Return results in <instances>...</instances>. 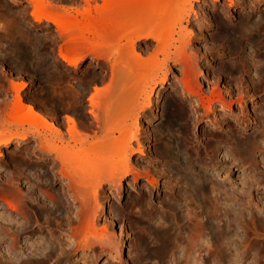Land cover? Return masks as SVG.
<instances>
[{"label":"rangeland","instance_id":"1","mask_svg":"<svg viewBox=\"0 0 264 264\" xmlns=\"http://www.w3.org/2000/svg\"><path fill=\"white\" fill-rule=\"evenodd\" d=\"M44 2L70 10L67 15L76 16L78 20L80 17L75 13V9L81 10L84 6L83 0H76L75 3L70 0H44ZM154 2L164 11L165 17L160 21V25L162 23L163 31L166 29L163 33L166 39L163 38L158 44L152 39H137L134 43L135 51L146 56L148 51L152 52L153 49L163 45L166 48L165 56L168 57L164 68L158 71L155 85L150 89V105L141 111L139 104L142 100L132 97L122 101L126 102L118 109L120 110L118 115L121 117L116 118L122 123H119L120 120L115 122L118 121L117 126L122 127L119 128L120 132L114 131V135L116 137L122 133H124L122 137L126 134L134 135L130 138L128 150L130 154L127 160L124 158L123 147L108 144L111 149L105 148V151H110L106 152L108 154L104 151L105 154L102 153L101 159L97 157L98 153L97 156L89 153L94 160L90 163L93 169L86 167V169L90 168L89 171L84 168L87 172L83 169L84 173H81L78 170L81 167L79 161L82 160L81 155L83 157L85 155L77 149L79 144H72L73 147L66 149L68 151L65 150L63 153L64 159L71 164H65L64 160L61 168L59 162L55 160V153H47L40 149L42 137L48 136L46 130H39L42 136L35 137L33 131L36 129L28 130V127H23L16 130L12 128L10 120L6 122L0 120V133H5L2 138L11 137L9 143H0V236L3 230L6 232L10 228L7 231L9 236L7 235L5 241L2 240L0 243V264H5L8 260L6 257L8 256L6 248L10 247L7 245L10 241L8 238L15 237L18 244L28 236L32 237L31 240L38 236H46L55 243L54 238L58 234L55 229L60 221L64 224L66 246L68 249L72 247L61 264H264V0H154ZM97 3L100 5L102 2L91 0L90 9H93ZM190 5L193 13L189 15L188 20H177L176 15L181 16ZM117 8L111 13V15L116 14V17L111 18L115 23L120 22L121 18H119L120 14L117 15L120 12ZM31 11L32 7L27 0H0L1 114L7 107L6 104L13 100L15 89L21 83H25V87L20 90V96L25 104H32L31 106L45 116L47 121L61 128L60 130H63L65 134L67 126L64 116L68 114L74 117L78 130L90 136H93L96 131L99 135L100 124L86 114L87 98L92 92V87L103 86L95 79L107 76L103 82L105 83L110 76L111 65L117 66L119 73L126 69L128 75L132 74L131 78L126 76L125 84L122 85L127 90L134 76L146 75L152 70L141 67L140 69L131 63L124 66L125 64L121 62L122 54L119 55V51L116 50L128 44L127 39L120 38L115 31L113 33L114 29H107L108 31L96 34L93 28H90V33L88 32L85 36L94 43V49L99 50L79 53L84 60L79 64L78 69L74 70L58 58V52L66 45L65 39H60L58 36L59 29L47 20L36 22L30 15ZM91 11L94 12V9ZM123 19L126 20L122 21ZM128 20L130 19L123 16L121 23ZM112 22H110L111 26L114 25ZM125 24L130 29L136 25L135 22L129 21L123 24V28H128ZM179 48L182 50V58H185L184 64L180 62V56H175ZM76 55H74L75 58H77ZM119 67L122 68L121 71ZM162 74H166L165 80L160 83L161 77L164 76ZM52 75L54 80L51 78ZM183 82L188 83L196 93L190 94L191 92L184 88ZM52 85L58 92L55 95L58 96L64 94L63 92L68 94L71 87L75 92L83 86L85 89L79 90L84 89L83 103L80 104L82 108L72 112L75 110L73 104L70 107L71 110L64 109L65 111L56 106V103L49 98L48 90ZM219 95L223 101L221 103L216 99ZM201 97L205 104L208 99L212 101L210 104L212 111L208 116L201 117L203 113L199 104ZM133 99H135L134 102ZM197 104L198 108L195 109ZM136 113H138L137 116ZM126 121L131 127L127 124L128 127L124 126ZM115 122L114 125H116ZM15 133H22L24 137H17ZM165 141L179 143L176 156L178 158L175 162L178 166L180 165L179 167H174L168 156L163 154L161 145ZM259 145L261 148H257ZM120 156L121 158H118ZM119 159H122L121 162L125 161L130 169L125 173L116 174L120 167L126 166L123 162L121 164ZM95 165L99 169L103 165L100 170L104 168V173L92 175L96 169ZM70 168L75 169L72 179L65 178L66 184L59 180L55 182L58 170L65 171ZM185 168L192 169L190 172L195 180L199 175L205 174L210 182L211 193H209V208L206 213L202 206L201 195L193 189L192 196L186 191L182 170ZM114 170L115 173H113ZM110 174L116 178L105 182L104 179ZM74 179L78 182V193H75V199L79 204L75 205L76 200L72 203L68 202V206L60 215L56 212L57 198H59L57 191L61 188L66 190L68 183ZM86 182L93 187L102 184L97 201L85 199L87 204L83 203L85 197L81 198L84 196L82 191ZM88 186L90 185H86L87 188ZM11 192H19L18 194L23 197L19 200L22 203L20 202L18 210L4 203V195ZM29 195L33 196L34 200ZM193 196L194 198H191ZM42 203H46L42 207L46 208L44 209L49 215L51 214V222H48L45 217ZM22 212H24L23 215ZM203 213L209 219L214 215L218 217L212 218L217 224L211 226L209 230L200 227L205 220ZM146 217L152 218L151 221H154L156 225L159 223L158 226L168 224L175 228L178 247L174 255L171 252L162 259L154 252L155 248L161 244V240L149 230ZM233 217L235 220L241 219V221L238 220L240 226H231L228 235H224L227 229L224 226L228 218ZM205 230L208 231L205 232ZM143 239L146 240V244L139 246V242ZM105 240L110 241L111 244H99ZM80 241H83V245ZM91 241L94 243L91 244ZM108 247L113 248L108 249ZM4 251L6 253H3ZM54 260L55 257L47 256L43 261L39 260L34 264H56Z\"/></svg>","mask_w":264,"mask_h":264},{"label":"bare ground","instance_id":"2","mask_svg":"<svg viewBox=\"0 0 264 264\" xmlns=\"http://www.w3.org/2000/svg\"><path fill=\"white\" fill-rule=\"evenodd\" d=\"M29 2V4L31 5L32 7V11L30 13L31 17L33 18V20H35L36 22H41L42 20H47L49 22H51L54 26H56L59 30H58V36L60 37V39H65L66 41V45H64L65 47L60 49V51L58 52V58L64 62L68 67H71L72 69L76 70L78 69L79 67V64L82 62V60H84L83 56H79L81 52H87V51H90V52H93V51H96L97 49L94 45V43L90 42V40L88 39V37L85 36V34H88V32L90 33L91 29L90 28H93L95 29V33L98 34V33H102L105 32V31H108V30H113V33L115 31V33L121 38L123 39H127L128 41V44H124L122 46V48H120V50H116V51H119V55L120 53L122 54V64L124 63L126 65H128L129 63L135 65V67H141V68H147L149 70H152L149 74H146V75H136L134 76L135 78H132V81H131V86L130 88H128L127 90L124 89V87L122 86L123 84H125V81H126V76L127 77H130L131 78V75L129 74L128 75V72L127 70H123L121 73L118 72L117 70V66H112L111 65V73H110V76L108 77L107 81L105 83L104 82V79L107 77H99L97 79H95V81L97 80V82L99 84H103V86H97V85H94V87H92V92L89 94L88 98H87V102H88V109H87V113L86 114H89L93 120H95L97 123H99L100 125L97 126L99 127L98 130H99V135H97V132L95 131L94 135L93 136H90V135H87L88 133H83L80 129L78 130L77 128V125L76 124V121L74 119L73 116L71 115H68L66 114L64 117H65V123H66V126H67V129L65 130L66 131V134L64 133L63 130H60L61 128H59L58 126H56L54 123H51L49 121H47V119L45 118V116H43L42 114H40L39 111H37L36 109H34L33 106H31L32 104H28L26 105L25 102L22 100L21 96H20V90L23 89L25 87V83H21L20 86L15 89V92H14V96H13V100L11 102H9L7 105V107L5 109H3L4 111L2 112L1 114V111H0V120L1 121H4L6 122L7 120H10L11 121V126L12 128H16V130H19V129H23V127H28L30 129H36L38 132L33 131V134L35 137H41L42 135L40 134L39 130H46L47 131V135L48 136H43L42 137V145L40 147V149H43L44 151H46L47 153H55V160H57V162H59V164L61 165V168L64 164V157H65V154H63L65 152L66 149L69 150V148H72L73 145L72 144H79V148H76L79 149V151L82 152V154H84L85 156L82 157V160L79 161L81 163V167L78 169L80 170L81 173H84L83 172V169L86 167H91V162H93V158L90 157V154L89 153H94L96 154L97 156V153H98V156L97 157H100V159L102 158V153L103 155L108 151H105L108 147L111 149V144L112 145H118V146H121L123 147L122 149H124V158L127 160V157L129 156L130 151H128L130 149V138H132V136L134 135H131L129 136L128 134H126V136L128 138L125 137H122L124 133L122 134H119V136H115L114 135V131H119V128L120 125L117 126V123L120 119H117L119 117H121V115H118L120 113V107H123L124 106V103L126 102H122L124 100H127L126 98H132V97H135V99H141L142 102H140L139 104V108L142 110H145L144 108H146L147 106L150 105V99H149V93H150V89H152L153 85H155L154 81L155 79L157 78L158 76V71L162 68H164V64L166 63L167 61V57L165 56V51H166V48H164V46L162 45V47H159V48H155V50L153 49L152 52H149L148 51V54L146 56H143L141 53H138L135 51V46H134V43L137 39H144V40H147V39H152L153 41L157 42V44L163 39L166 37H163V33L164 31H166L165 28L166 25H163V27L165 26V30L163 31L162 29V23L160 25V21L162 20L164 16V11H162V8L157 6V3L154 2V0H101V4L98 5L95 4V6H93L92 8L94 9V12L91 11L93 9H90L91 7V4H90V1L91 0H83L84 2V6L81 7V10H76L75 13H77V15H79V20L76 18V16H71L70 15H67V13L70 11V10H66V9H61L59 6L58 7H54L52 5H50L49 3H46L44 2V0H27ZM96 1V0H94ZM181 1V0H180ZM70 2L72 3H75L76 0H70ZM179 2V1H178ZM155 3V4H154ZM172 3V2H171ZM159 5V4H158ZM63 7V6H62ZM116 7H118L117 9H120L117 13V15H119V18H123L124 17H127L128 21H125V22H135L136 25L133 26L132 29L129 28V26L127 24H125L126 26H128V28H123V24L125 22H122L121 23V18L119 19L120 22H117V23H121L122 24V27L115 23L113 19V17H116L115 15H111V13L114 11V9H116ZM113 8V9H112ZM174 8V7H173ZM171 9V8H170ZM72 10V9H71ZM169 11V10H168ZM179 11V10H178ZM185 11V10H184ZM93 12V14H92ZM176 12V11H174ZM192 12V8H191V5L189 6V9H187L181 16H179L180 14H177V20H182V19H185L186 21L188 20V17L189 15H191ZM122 14V15H121ZM172 15V14H171ZM173 17V15H172ZM171 16L169 17L170 19L172 18ZM110 18V19H109ZM112 18V19H111ZM118 18V17H117ZM116 19V18H115ZM169 19V20H170ZM126 19H123L122 21H124ZM99 21V23H97ZM113 21L112 23L114 25L111 26L110 22ZM117 21V20H115ZM170 22V21H169ZM172 23V21L170 22ZM169 23V24H170ZM168 24V26H169ZM129 25H131L129 23ZM171 25V24H170ZM132 27V26H131ZM108 29V30H107ZM68 30L71 32V30L73 32H69L68 33ZM90 30V31H89ZM94 31V30H93ZM168 31V30H167ZM181 31V30H180ZM186 32V29L184 30ZM47 32V31H46ZM174 32V31H173ZM167 33V32H165ZM171 33H172V30H171ZM172 36V35H171ZM184 39V37H182ZM171 41H172V38L170 37ZM182 39V40H183ZM64 41V40H63ZM126 41V42H127ZM162 43V42H161ZM97 47V46H96ZM157 47V46H156ZM102 49V48H101ZM177 49V48H176ZM99 50V49H98ZM83 52V53H84ZM176 52V51H175ZM174 53V52H173ZM77 54V55H76ZM77 58H75V56ZM169 55V54H168ZM182 50L179 48V50H177V52L175 53V56H180L181 58L179 59L181 63H185V58L183 59L182 58ZM79 56V57H78ZM162 56V57H160ZM192 56V55H191ZM119 60V59H118ZM175 60V59H173ZM179 60L178 63H179ZM182 64V65H183ZM121 65V64H120ZM181 65V64H180ZM123 66V65H122ZM121 66V67H122ZM186 67V65L184 66ZM183 67V68H184ZM140 68V69H141ZM110 69V68H109ZM120 71L122 70V68H120ZM133 69V68H132ZM136 70V69H135ZM243 70V69H242ZM159 71V72H160ZM183 71H185L183 69ZM53 72V71H52ZM130 72V71H129ZM133 72V71H132ZM131 73V72H130ZM136 73V72H135ZM191 73V72H190ZM187 74V73H186ZM103 75V74H102ZM164 75L163 77H161L160 79V83H163L164 80H165V75L166 74H162ZM184 76V75H183ZM185 76H188V75H185ZM219 76V75H218ZM55 77H58V76H55ZM94 77V76H93ZM53 80L55 79L52 75L51 77ZM183 78V77H182ZM188 78V77H187ZM186 78V79H187ZM89 79V78H88ZM185 79V77H184ZM52 81V80H51ZM87 81V80H86ZM93 81V80H92ZM92 83V82H91ZM127 83V82H126ZM184 83V88L186 87L188 89L189 92H191L190 94H195L196 91L192 88H190V86L188 85V83ZM52 84V83H51ZM54 84V83H53ZM85 84V83H83ZM128 84V83H127ZM88 85V84H87ZM86 85V87H87ZM182 85V84H181ZM51 86V85H50ZM54 85H52V87L50 88V91L49 92V98L54 102L56 103L55 105L59 106L62 110H66V109H70L71 105H75V107L73 106V108H75V110H72L73 111H76V110H79L81 109L80 108V104L83 103L82 101V98H83V92H84V87L82 86L83 91H79V90H75V92H73L74 90L70 88V92L69 90H64V91H69L67 92L68 94H66V92H63L64 94L62 95H55V93H58L54 90ZM60 86V85H59ZM58 86V87H59ZM125 86V85H124ZM129 86V84L127 85ZM127 86L125 88H127ZM81 87V86H80ZM123 87V89H121ZM55 88H57L55 86ZM64 88V87H63ZM69 89V88H67ZM88 90V89H87ZM186 90V89H185ZM198 90V89H197ZM86 91V90H85ZM187 91V92H188ZM213 91V90H212ZM85 94V93H84ZM213 95V94H212ZM214 96V95H213ZM133 99V102L134 100ZM207 99V98H206ZM216 99L218 101L223 102L222 101V98L221 96H217ZM207 101V100H206ZM225 101V100H224ZM130 102L132 103V100H130ZM136 102V101H135ZM200 106L201 108L203 109V113L201 115L202 116H208L209 113L212 111V108H211V100L208 99L207 101V104H205L203 98L201 97L200 98ZM79 103V104H78ZM130 103V104H131ZM129 104V103H128ZM5 105V106H6ZM122 105V106H121ZM126 105V104H125ZM135 106V104H132ZM189 105V104H188ZM192 105V103H191ZM223 105V104H222ZM228 105V104H227ZM229 106V105H228ZM128 107V106H127ZM130 107V106H129ZM133 107V106H132ZM190 107V106H189ZM217 107V106H216ZM195 109L198 108V104L195 105L194 107ZM193 106H192V109H194ZM64 110V111H65ZM71 110V109H70ZM123 110V108H122ZM134 110V109H133ZM68 111V110H67ZM127 111V110H126ZM80 112V111H79ZM78 113V112H77ZM216 113V112H215ZM72 114V113H70ZM75 114V113H74ZM133 114V113H132ZM191 114V113H190ZM242 114V113H241ZM118 115V116H117ZM124 115V114H123ZM122 115V116H123ZM138 115V113H136V116ZM215 115V114H214ZM199 116V115H198ZM117 117V118H116ZM126 118V117H125ZM217 119V118H216ZM115 120H118L117 122H115ZM125 120V119H124ZM195 121V120H194ZM101 122V123H100ZM114 122L116 125H114ZM134 122V121H133ZM132 122V123H133ZM196 122V121H195ZM120 124L122 123V121L120 120L119 122ZM118 123V124H119ZM129 123V122H128ZM127 124V121L125 123L124 126H126ZM116 128H112L114 126ZM128 125V124H127ZM217 125V124H216ZM130 126V123L129 125ZM126 126V127H128ZM126 127H123V128H126ZM131 127V126H130ZM26 129V128H25ZM113 129V130H112ZM226 129V128H225ZM26 130V131H28ZM125 131V129H123ZM136 130V129H135ZM264 130V129H263ZM81 131V132H80ZM137 131V130H136ZM94 132V131H93ZM120 132V131H119ZM134 133V132H132ZM147 134V133H146ZM3 135H5V133H0V143L1 144H7L9 143L11 137H7V138H2ZM68 135V138H66V136ZM92 135V134H91ZM109 135H111L110 137H108ZM121 135V136H120ZM149 135V134H148ZM15 136L17 137H20V138H23L24 137V134L22 133H15ZM149 137V136H147ZM260 137V136H259ZM110 139V140H109ZM136 139V138H135ZM190 140V139H189ZM232 140V139H231ZM235 140V139H234ZM264 140V139H263ZM262 140V141H263ZM175 141V140H174ZM223 141V140H222ZM233 141V140H232ZM137 142V141H136ZM190 142V141H189ZM225 142V141H224ZM229 142V141H228ZM138 143V142H137ZM194 143V142H193ZM218 143V142H217ZM250 143V142H249ZM110 144V145H108ZM140 145V143H138ZM192 144V143H191ZM242 144V143H241ZM254 144V143H253ZM256 144V143H255ZM138 145V146H139ZM179 145V143L176 141V142H162V152L164 155L168 156L169 158V161L170 162H173V166L175 167H179L178 164H176V156H177V153H178V150H177V146ZM197 145V144H196ZM231 145V144H230ZM233 145V144H232ZM114 146V148H115ZM190 146V145H189ZM113 147V146H112ZM192 147V146H191ZM234 147V146H233ZM243 147V146H242ZM254 147V146H253ZM260 145L257 147L259 148ZM134 149V147H132ZM197 148V147H196ZM261 148V147H260ZM252 149V148H251ZM66 150V151H68ZM71 150V149H70ZM116 150V149H115ZM114 150V151H115ZM139 150V149H138ZM142 150V149H141ZM181 150V149H180ZM195 150V149H194ZM73 151V150H71ZM105 151V153H104ZM110 151V150H109ZM108 151V152H109ZM140 151V150H139ZM113 152V151H112ZM132 152V151H131ZM142 152V151H141ZM251 152V151H250ZM114 153V152H113ZM119 153H122V152H119ZM122 153V154H124ZM143 153V152H142ZM196 153V152H195ZM254 153V152H253ZM71 154V153H70ZM80 154V153H79ZM108 154V153H106ZM112 154V153H110ZM116 156H118L119 154L117 153L116 151ZM187 154V153H186ZM215 154V153H214ZM64 155V156H63ZM67 155V154H66ZM78 155V153H77ZM121 155V154H120ZM248 156V155H247ZM74 158V156H72ZM94 157V156H93ZM96 157V158H97ZM111 157V156H110ZM71 158V157H70ZM118 158H121L118 157ZM123 158V157H122ZM129 158V157H128ZM213 158V157H212ZM215 158V157H214ZM241 158V157H240ZM123 159V160H125ZM254 159V158H253ZM67 160V159H66ZM65 160V164L67 165H70L68 164ZM97 160V159H96ZM105 160V158H104ZM120 160V159H119ZM122 160V159H121ZM120 160V162H121ZM185 160V159H184ZM187 160V159H186ZM99 163H100V160H98ZM108 161V160H107ZM113 161V160H111ZM164 161V160H163ZM109 162V161H108ZM123 162V165H126V166H118L120 167L118 170L120 171H115L113 173L116 172L117 173H125L127 172L130 168L127 167V164L125 163V161H122ZM121 162V164H122ZM197 162V161H195ZM204 162V161H203ZM74 163V161L72 162ZM79 163V164H80ZM95 164H97L96 162H94ZM102 163V162H101ZM125 163V164H124ZM210 163V162H209ZM208 163V164H209ZM119 164V163H117ZM116 164V165H117ZM201 164V163H199ZM73 165V164H72ZM104 165V164H103ZM102 165V166H103ZM108 165V163H107ZM205 167L207 166V164H203ZM75 166V165H74ZM101 166V167H102ZM203 166V167H204ZM210 165H208L209 167ZM255 166V165H254ZM72 167V166H71ZM98 166H94V168H96ZM100 167V169H101ZM117 167V166H116ZM186 167V166H185ZM90 168H87L86 170L89 171ZM109 168V167H108ZM182 168V167H181ZM71 169V170H70ZM70 169H67L65 171L63 170H58L57 171V175L58 177H55V182L59 180V182H64V179L65 178H68L70 180V178L72 179L74 177V171L75 169L77 170V167L74 168H70ZM74 169V170H73ZM84 169V170H85ZM93 169V168H92ZM96 169H99V168H96ZM97 172L93 171L94 173L92 175H97L99 173H104V168L102 170H96ZM152 169V168H151ZM85 170V172H87ZM117 170V169H116ZM161 172H162V169H160ZM183 170V176H184V181L186 184V187H187V193L188 195H193V192H192V189L193 191L195 192H198V194L201 195V198H202V203H203V209H204V213H206L207 211V208L208 207V203H209V193L210 192V187H209V180L207 179L206 175L205 174H202V175H199V177H197V180L194 179V177L192 176V173L190 172L192 169H182ZM99 171V172H98ZM154 171V170H153ZM42 172V171H41ZM79 172V174H80ZM206 172V171H205ZM97 173V174H96ZM132 173V172H131ZM119 174L117 175L119 177ZM135 174V173H134ZM157 174V173H156ZM164 174V173H163ZM171 174V173H170ZM201 174V173H200ZM112 175V176H111ZM115 175V174H114ZM160 175V174H159ZM108 176V175H107ZM136 176V175H135ZM165 176V174H164ZM82 177V176H80ZM89 177V176H88ZM106 177V176H104ZM116 177L113 176V174H110L107 178L104 179V181L107 182L109 181H112V179H115ZM67 180V182L69 181ZM73 181V183L71 182ZM71 184L68 183V187L66 190H64V186H62L64 189H60L59 191V198H57L58 200V209L56 210V212H59L60 215H62V213L64 212V210L66 209V206H68V202H71L73 200H76L75 199V193H78V182L74 179V180H71ZM214 182V181H213ZM66 184V182H64ZM63 183V184H64ZM87 183V182H86ZM84 185V189L82 191V196L84 194L83 197H81L82 199L84 198V201L83 203H85V199H90V200H96L98 194H100V186L102 185H97L96 186H92L91 184L87 183ZM179 183V182H178ZM170 184V183H169ZM86 185H90L88 186V188L86 187ZM174 185V184H173ZM179 185V184H178ZM217 185V184H216ZM251 185V184H250ZM183 186V185H182ZM220 186V185H219ZM60 187V186H59ZM174 187V186H173ZM185 188V187H184ZM215 188V187H214ZM227 188V187H226ZM59 189V188H58ZM174 189V188H173ZM219 189V188H218ZM29 190V189H28ZM27 190V191H28ZM212 190V189H211ZM224 190V189H223ZM77 191V192H76ZM150 191V190H149ZM221 191V190H220ZM219 191V192H220ZM237 191V190H236ZM32 192V191H31ZM103 192V191H101ZM152 192V191H151ZM214 192V191H213ZM224 192V191H223ZM228 192V191H227ZM19 193V192H18ZM17 192H11V193H8V194H5L4 195V203L6 202L11 208H14V209H19V206H20V202L19 201L20 199H22L23 197L20 196V194H18ZM27 193V192H26ZM244 195V193H242ZM88 195V196H87ZM187 195V196H188ZM219 195V194H218ZM30 196V195H29ZM105 196V195H104ZM221 196V195H220ZM31 197V196H30ZM33 197V196H32ZM31 197V199H32ZM87 197V198H86ZM181 197V196H180ZM184 197H186L184 195ZM229 197V196H228ZM237 197V196H236ZM191 198H194L191 197ZM215 198V197H214ZM218 198V197H217ZM227 198V197H226ZM56 199V198H55ZM188 199V198H187ZM246 199V198H245ZM34 200V199H32ZM104 200V199H103ZM151 200V199H150ZM215 200V199H213ZM231 200V199H230ZM38 201V200H37ZM44 201V200H43ZM77 201V200H76ZM97 201V200H96ZM184 201V200H183ZM192 201V200H191ZM195 201V200H194ZM200 201V200H199ZM220 201V200H219ZM33 202V201H32ZM36 202V201H35ZM215 202V201H214ZM249 202V201H248ZM22 203V202H21ZM34 203V202H33ZM48 203V202H47ZM56 203V202H55ZM56 203V204H57ZM88 202H86L85 204H87ZM185 203V202H183ZM187 203V202H186ZM210 203L213 204V202L210 201ZM46 204V203H44ZM43 203L41 204V207L44 205ZM74 204V203H73ZM76 204H79L78 201L77 203L75 202V205ZM238 204V203H236ZM50 205V204H48ZM70 205V204H69ZM72 205V204H71ZM214 205V204H213ZM219 205V204H218ZM228 205V204H227ZM231 205V204H230ZM240 205V204H239ZM22 206V205H21ZM24 206V205H23ZM38 206V204H37ZM56 206V205H55ZM74 206V205H73ZM77 206V205H76ZM80 206V205H79ZM149 206V205H148ZM178 206V205H177ZM187 206V205H186ZM188 206H189V203H188ZM187 206V207H188ZM199 206V205H197ZM223 206V205H222ZM246 206V205H245ZM29 207V206H28ZM40 207V208H41ZM52 207V206H51ZM72 207V206H70ZM82 207V206H81ZM225 207V206H224ZM234 207V206H233ZM236 207V206H235ZM238 207V206H237ZM263 207V206H262ZM43 208V207H42ZM45 208V207H44ZM43 208V209H44ZM174 208V207H173ZM186 208V207H185ZM212 208V207H210ZM216 208V206L214 207ZM46 209V208H45ZM44 209V211H45ZM50 209V207H49ZM54 209V208H53ZM184 209V208H183ZM187 209V208H186ZM223 210V208H221ZM225 209V208H224ZM229 209V208H228ZM40 210V209H39ZM189 210V209H188ZM214 210V209H213ZM23 211V210H22ZM38 211V210H37ZM41 211V210H40ZM43 211V212H44ZM47 211V210H46ZM44 212L45 214V217L47 219L48 222H51V214L49 215L47 212ZM49 211V210H48ZM50 211H52L50 209ZM49 211V212H50ZM182 211V210H181ZM209 211V210H208ZM229 211V210H228ZM240 211V210H239ZM264 211V209H263ZM19 212V211H18ZM41 212V213H43ZM183 212V211H182ZM191 212V211H190ZM203 212V211H202ZM212 212V211H210ZM219 212V210L217 211ZM231 212V211H229ZM228 212V213H229ZM241 212V211H240ZM21 213V212H20ZM24 212H22V215H23ZM40 213V214H41ZM163 213V212H162ZM181 213V212H180ZM203 213V214H204ZM226 213V214H228ZM158 214V213H157ZM182 214V213H181ZM186 214V213H185ZM195 214V213H194ZM200 214V213H199ZM214 214V213H213ZM218 214V213H217ZM225 214V215H226ZM231 214V213H230ZM43 215V214H42ZM189 215V213L187 214ZM205 215V220L201 223L202 225L200 226L201 228L203 229H208L211 228V226H213L214 224H217V222H215V220H212L213 217H215L216 215H212L211 217L212 218H207V215ZM224 215V214H223ZM222 215V216H223ZM234 215V214H233ZM239 215V214H238ZM44 216V215H43ZM56 216V215H55ZM191 216V215H190ZM201 216V215H200ZM185 217V216H184ZM217 217V216H216ZM231 217H232V214H231ZM154 218V217H153ZM218 218V217H217ZM216 218V219H217ZM250 218V217H249ZM58 219V218H56ZM60 219V218H59ZM63 219V217H62ZM152 218L150 217H146V222H147V226L149 228V230L151 231L152 234H154L156 237H158V239L161 240V244H159L156 248H155V253L158 254V256L160 258H165L166 256H168V254L170 255L171 252H173V255H174V252H175V249H177L176 246L177 245V241H178V236L177 234L175 233L174 229L168 224L165 226H158L154 223V221H151ZM190 219V218H189ZM195 219V218H194ZM198 219V218H197ZM204 219V218H203ZM226 219V218H225ZM243 219V218H242ZM165 220V219H164ZM176 220V219H175ZM199 220V219H198ZM201 220V219H200ZM199 220V221H200ZM238 220L241 221V219H234V217L232 219L228 218L227 220V223H226V226H224L226 229V231L224 232V235H228L229 233V229L231 226H235V227H238L239 225V222ZM29 221V220H28ZM46 221V220H45ZM44 221V222H45ZM160 221V220H159ZM195 221V220H194ZM217 221V220H216ZM8 222V221H7ZM47 222V223H48ZM56 222V221H55ZM156 222V221H155ZM184 222V221H183ZM193 222V221H192ZM225 222V221H224ZM251 222V221H250ZM10 223V221L8 222ZM25 223V222H24ZM23 223V225H24ZM46 223V224H47ZM68 223V222H67ZM66 223V224H67ZM71 223V222H70ZM161 223V222H160ZM170 223V222H169ZM241 223V222H240ZM16 224V223H15ZM33 224V223H32ZM194 224V223H193ZM225 224V223H224ZM9 226V224H7ZM56 225V224H55ZM63 223L60 221L57 223L56 225V231L58 232V234L56 235V237L54 238L55 239V243L54 241L52 242L51 239L49 237H46V236H38V238H34L33 240H31V236H28V238L26 237V239H24L23 242H16V239L15 237H12L11 235V238H8V248H6V252L4 251L3 253H6L8 256L7 259V263H11V264H34L36 263L37 261L39 260H42L43 259H46L47 256H53L55 257V260L54 262L56 264H61V262L64 260V257L67 256L69 254V252L72 250V247L69 249L67 248L68 246H66V239L64 238V228H63ZM200 225V224H199ZM8 226L6 227L8 229ZM13 226V225H11ZM20 226V225H19ZM25 226V225H24ZM47 226V225H46ZM189 226V225H188ZM221 226V224H220ZM240 226V225H239ZM21 227V226H20ZM32 227V226H31ZM55 227V226H53ZM173 227H175L173 225ZM190 227V226H189ZM193 227V226H192ZM219 227V226H218ZM23 228V227H22ZM29 228V227H28ZM27 228V229H28ZM48 228V227H47ZM191 228V227H190ZM221 228V227H220ZM4 229V227H3ZM21 229V228H20ZM106 229V228H104ZM103 229V231H105ZM222 229V228H221ZM240 229V228H239ZM10 230V228H9ZM9 230H6V232L3 230L2 232V236H0V243L1 241H5L6 237H8L9 233H7V231ZM13 230V229H12ZM11 230V231H12ZM142 230V229H141ZM208 230H205L208 231ZM249 230V229H248ZM10 231V232H11ZM40 231V230H39ZM51 231V230H50ZM144 231V230H143ZM194 231V230H193ZM196 231V230H195ZM235 231V230H234ZM1 232V231H0ZM13 232V231H12ZM21 232V231H19ZM19 232H18V235H19ZM178 232V231H177ZM254 232V231H253ZM54 233V232H53ZM148 233V232H146ZM200 233V231H199ZM202 233V231H201ZM12 234V233H11ZM52 234V233H51ZM149 234V233H148ZM190 234V233H189ZM8 235V236H7ZM54 235V234H53ZM107 235V234H106ZM110 235V234H109ZM108 235V236H109ZM194 235V234H193ZM200 235V234H199ZM252 235V234H251ZM55 236V235H54ZM111 236V235H110ZM235 236V234H234ZM236 236L237 233H236ZM258 236V235H257ZM112 237V236H111ZM181 237V236H180ZM202 237V236H201ZM226 237V236H225ZM73 238V237H72ZM192 238V237H191ZM195 238H196V235H195ZM229 238V237H228ZM227 238V239H228ZM202 239V238H200ZM230 239V238H229ZM186 240V239H184ZM225 240V239H224ZM223 240V241H224ZM237 240V239H236ZM235 240V241H236ZM240 240V239H239ZM7 241V240H6ZM18 241V240H17ZM94 241V240H93ZM102 241V240H101ZM201 241V240H200ZM232 241V240H231ZM81 242V245H83V241H80ZM97 242V241H96ZM100 242V241H99ZM98 242V243H99ZM107 242V243H106ZM159 242V241H158ZM222 242V241H221ZM94 243L91 241V244ZM146 244V240L143 239L139 242V246H142L143 244ZM195 243V242H193ZM198 243V242H197ZM224 243V242H223ZM234 243V242H233ZM99 244H102V245H110V241H106L105 242H100ZM208 244V243H207ZM194 245V244H193ZM210 245V244H209ZM226 245V244H225ZM230 245V244H229ZM232 245V244H231ZM77 246V245H76ZM101 246V245H100ZM92 247V246H91ZM90 247V248H91ZM212 247V246H211ZM74 248V246H73ZM111 247H108V249H110ZM113 248V247H112ZM111 248V249H112ZM144 248V247H143ZM185 248V247H184ZM183 248V249H184ZM140 249V248H139ZM204 249V248H203ZM205 250V249H204ZM187 251V250H186ZM190 251V250H189ZM209 251V250H208ZM256 251V250H255ZM205 252V251H204ZM139 253V252H138ZM186 253V252H185ZM177 254H178V251H177ZM187 254V253H186ZM228 254L231 255V253L228 252ZM172 255V256H173ZM138 256V255H137ZM171 256V257H172ZM192 256V255H191ZM190 256V257H191ZM227 256V255H226ZM229 256V255H228ZM233 256V255H232ZM179 257V256H178ZM177 257V258H178ZM239 257V256H238ZM5 259V256L3 257ZM136 258V257H135ZM138 258V257H137ZM167 259V258H166ZM165 259V260H166ZM170 259V258H169ZM180 259V258H179ZM195 259V258H194ZM148 260V259H147ZM168 260V259H167ZM172 260V259H171ZM192 260V259H191ZM196 260V259H195ZM201 260V259H200ZM5 261V260H4ZM45 261V260H44ZM164 261V260H163ZM189 261V260H188ZM202 261V260H201ZM204 261V260H203ZM202 261V262H203ZM48 262V261H47ZM145 262V261H144ZM155 262V261H154ZM157 262V261H156ZM171 262V261H170ZM174 262V260H173ZM234 262V260H233ZM256 262V261H255ZM5 263V264H7ZM63 263V262H62ZM196 263V262H195ZM214 263V262H212ZM216 263V262H215ZM136 264V263H135ZM146 264V263H145ZM155 264H160V263H155ZM171 264V263H169ZM175 264H179V263H175ZM200 264V263H199ZM208 264V263H207Z\"/></svg>","mask_w":264,"mask_h":264}]
</instances>
